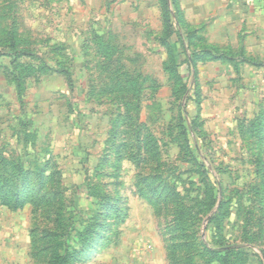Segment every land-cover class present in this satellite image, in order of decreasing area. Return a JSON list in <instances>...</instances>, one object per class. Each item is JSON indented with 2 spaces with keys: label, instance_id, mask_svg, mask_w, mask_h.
Wrapping results in <instances>:
<instances>
[{
  "label": "rangeland",
  "instance_id": "obj_1",
  "mask_svg": "<svg viewBox=\"0 0 264 264\" xmlns=\"http://www.w3.org/2000/svg\"><path fill=\"white\" fill-rule=\"evenodd\" d=\"M163 4L0 0V159L39 173L0 191V264H264V31Z\"/></svg>",
  "mask_w": 264,
  "mask_h": 264
},
{
  "label": "trees",
  "instance_id": "obj_2",
  "mask_svg": "<svg viewBox=\"0 0 264 264\" xmlns=\"http://www.w3.org/2000/svg\"><path fill=\"white\" fill-rule=\"evenodd\" d=\"M161 2L164 3L163 4V9H164L163 22H164V26H165V31H167L168 22H169V19L167 17V13H168L167 0H161ZM172 2L174 4H176L177 0H172ZM194 32H195L194 30H189L187 32V34H188L187 36H188L189 39L194 36ZM165 39H166V37L162 38L161 42L164 45L167 44L166 46L168 47V49H170V48L173 49L172 53H171V56H170L171 57V65H170V67L169 66H167V67L170 70H172V74H173L172 76L175 77V80H176L179 77L177 76L178 73H177L176 69L174 70L173 68L176 67L177 65L181 64V61H179L177 63V61H178V58H177L178 55L177 54L179 53L178 50H176L177 42L173 43V46L170 47V44L166 43ZM179 39L181 40V37ZM180 46H181L180 48H182L181 50L183 52L187 51V47H186V45L183 44V42L180 43ZM10 49L13 50V53H10V51H9V52H7V54L12 58V61L15 64L16 63L15 61L18 58H20L21 56H23L24 53H23V50L18 49L17 47H15V45L11 46ZM201 51H203V53L202 52L198 53L197 51L193 50L192 51L193 54L191 55V57L188 58V59L186 58L184 61H187V63L190 64V65L191 64L194 65L198 58H205V56L209 55L208 52L211 51V50L206 47V48H203V50H201ZM190 73H192V72H190ZM177 82H178V80H177ZM177 88H178L177 90H181V89L185 90L186 87L185 86L181 87V84H180V85L177 86ZM140 132L141 131L136 132V135H134V136L135 137H139ZM188 136H189V134H188ZM0 161L3 163V165H2L3 167L2 166L0 167V191L4 192L5 194H10L11 193L13 195L14 201L20 202L19 200L21 198V193H24V191H27V190L31 191V189L29 187H26L27 182L30 179H32L33 177H36V176L39 177V173H37L38 171L37 172L36 171L33 172L32 169L24 167L21 163L14 162V161H12V159H8V158H5V157H2L0 159ZM9 170H14V171H12L13 175L10 176V180L7 179L8 176L6 174V173H8ZM15 179L20 180V183H19L20 185H17V183H13L12 184V180H15ZM212 185H213L212 188L214 190V193L217 194L218 193V189L216 190V188H217L216 185H214L213 183H212ZM216 200H217V197H214L213 199H211L209 201V208H212L213 206H215ZM180 218H182V217H180ZM213 218L214 217H211L209 222ZM181 222H182V224L184 223V219L183 218L181 219ZM183 231H184V229H179L178 230L179 234L182 235V236H183ZM182 240H184V239L182 238ZM199 244L201 246H203V248L206 251H209V253L217 255V253H218L217 250H214L212 247L210 248L208 246L209 241L207 239H201V237H200ZM172 245H173V249H175L177 247H180V245H177V243H173ZM175 255H176V253L173 252L172 255H171V258L175 259ZM190 256H192V255H190ZM190 256L188 255L187 257L182 259L183 260V264H193V257H190ZM176 260L177 259H175V261H173L174 264H177V262H181L180 259H179V261H176Z\"/></svg>",
  "mask_w": 264,
  "mask_h": 264
},
{
  "label": "crops",
  "instance_id": "obj_3",
  "mask_svg": "<svg viewBox=\"0 0 264 264\" xmlns=\"http://www.w3.org/2000/svg\"><path fill=\"white\" fill-rule=\"evenodd\" d=\"M225 9L240 19L243 29L247 30L244 36L253 41L261 37L264 31V4L261 0H222ZM247 21V22H246ZM245 23V24H244ZM253 27L250 29L249 27Z\"/></svg>",
  "mask_w": 264,
  "mask_h": 264
},
{
  "label": "built area",
  "instance_id": "obj_4",
  "mask_svg": "<svg viewBox=\"0 0 264 264\" xmlns=\"http://www.w3.org/2000/svg\"><path fill=\"white\" fill-rule=\"evenodd\" d=\"M262 1V3L264 4V0H261Z\"/></svg>",
  "mask_w": 264,
  "mask_h": 264
}]
</instances>
